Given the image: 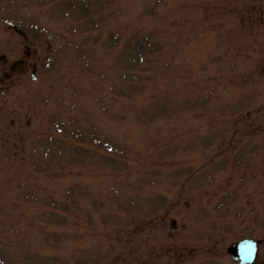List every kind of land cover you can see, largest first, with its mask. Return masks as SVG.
Segmentation results:
<instances>
[{
	"label": "rangeland",
	"instance_id": "obj_1",
	"mask_svg": "<svg viewBox=\"0 0 264 264\" xmlns=\"http://www.w3.org/2000/svg\"><path fill=\"white\" fill-rule=\"evenodd\" d=\"M242 239L264 264V0H0V264Z\"/></svg>",
	"mask_w": 264,
	"mask_h": 264
}]
</instances>
